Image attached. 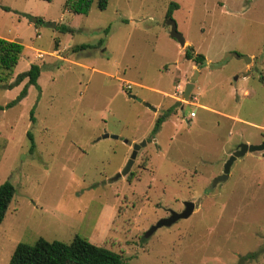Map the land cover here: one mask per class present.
<instances>
[{
    "label": "rangeland",
    "instance_id": "rangeland-1",
    "mask_svg": "<svg viewBox=\"0 0 264 264\" xmlns=\"http://www.w3.org/2000/svg\"><path fill=\"white\" fill-rule=\"evenodd\" d=\"M0 6L9 9L0 7V38L22 45L0 105L25 80L2 85L39 66L36 85L0 111V183L14 187L0 264L18 242L74 235L123 264H264V150L236 157L211 187L239 144L264 141V0H107L104 9L91 0L79 13L67 0ZM188 46L201 65L183 57ZM132 139L144 145L131 179L114 178ZM184 201L189 215L145 234Z\"/></svg>",
    "mask_w": 264,
    "mask_h": 264
},
{
    "label": "trees",
    "instance_id": "trees-1",
    "mask_svg": "<svg viewBox=\"0 0 264 264\" xmlns=\"http://www.w3.org/2000/svg\"><path fill=\"white\" fill-rule=\"evenodd\" d=\"M50 1V0H45ZM70 1V11L73 13L84 12L91 0H67ZM107 0H96V7L104 9ZM3 10L8 11V7L0 6ZM176 7L174 2L169 3L166 15L169 16L171 9ZM62 32L70 29L67 26H61ZM87 45H79L78 48H85ZM76 48V47H74ZM22 45L18 42L0 38V82H3L10 73V69L17 63ZM185 59L193 61L197 65L203 63V56L195 54L191 47H186L183 53ZM9 71V72H8ZM39 75V66L30 64L29 67L15 74L14 78L4 83V87L11 88L25 80L21 90L14 99L4 105H0V111L18 103L26 94L28 85H36ZM171 109H167L164 115L156 118L152 132H155L161 121L167 116ZM33 143L31 142V148ZM130 173L126 179L130 180ZM14 194V187L9 181L0 183V223L3 219L8 204ZM8 264H123L121 255L108 250L105 247L95 245L85 238L74 235L72 239L65 243L57 240H45L38 237L32 244L18 242L15 244Z\"/></svg>",
    "mask_w": 264,
    "mask_h": 264
},
{
    "label": "water",
    "instance_id": "water-1",
    "mask_svg": "<svg viewBox=\"0 0 264 264\" xmlns=\"http://www.w3.org/2000/svg\"><path fill=\"white\" fill-rule=\"evenodd\" d=\"M31 20H32V22H35L36 19L32 18ZM165 23L169 27V32H168L169 36L171 38H173L180 47H183L185 45V40H184L183 36L181 35V33H179L176 30V24H175L174 20L171 19L170 17H167L165 20ZM240 58H243L246 62L249 60V58L246 56H240ZM191 88H192V83H186L184 85L183 94H182V98L184 100H187L188 93H189ZM145 106L150 108L151 110L155 111L154 107L149 106L148 104H145ZM107 136H108L107 134H103L102 138H105ZM110 137L116 138L115 135H111ZM125 143L130 145L131 151H130V154H129L128 158L126 159L122 169L118 173H116L114 178H118V177L126 175L128 173L130 166L132 165L134 158L136 156L137 150L142 145H144V140H142L140 142H133V143H131L130 141L129 142L125 141ZM262 150H264V141H262L259 144H245V143L239 144L238 147L234 151H232L231 154L225 160L221 173L219 175H217L212 180L211 187L214 186L216 183L223 181L227 178L229 167H230L232 161L236 157L242 156L247 151L254 152V151H262ZM261 155L264 156V152H262ZM183 206H184V208L180 213L171 212L170 216L168 218L159 219L155 224H153L149 227V229L146 231L145 234L147 235V234L151 233L154 229H156L162 225H168L172 221H174L175 219L186 217L187 215H189L191 213V211L194 207V204L192 201H184Z\"/></svg>",
    "mask_w": 264,
    "mask_h": 264
},
{
    "label": "crops",
    "instance_id": "crops-1",
    "mask_svg": "<svg viewBox=\"0 0 264 264\" xmlns=\"http://www.w3.org/2000/svg\"><path fill=\"white\" fill-rule=\"evenodd\" d=\"M63 48H64V47H63ZM54 51H58V49H55ZM186 60H187V59H186ZM152 105H154V106H152V107H154V108L157 107V104H155V103L152 104ZM152 111H153V110H152ZM155 111H156V109H155ZM131 141H132V142H131ZM131 141H130V142L133 143V141H136V140H135V139H132Z\"/></svg>",
    "mask_w": 264,
    "mask_h": 264
},
{
    "label": "built area",
    "instance_id": "built-area-1",
    "mask_svg": "<svg viewBox=\"0 0 264 264\" xmlns=\"http://www.w3.org/2000/svg\"><path fill=\"white\" fill-rule=\"evenodd\" d=\"M128 87H129V84L126 85V88H128ZM188 116H189V117H193V116H194V112H190Z\"/></svg>",
    "mask_w": 264,
    "mask_h": 264
}]
</instances>
